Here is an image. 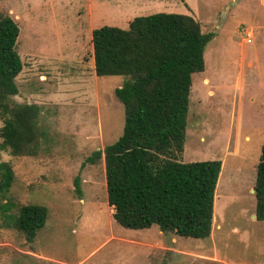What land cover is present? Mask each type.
Listing matches in <instances>:
<instances>
[{"label":"rangeland","instance_id":"obj_1","mask_svg":"<svg viewBox=\"0 0 264 264\" xmlns=\"http://www.w3.org/2000/svg\"><path fill=\"white\" fill-rule=\"evenodd\" d=\"M1 4L20 26L16 48L23 68L13 99L41 106L43 136L36 155L2 152L14 161L16 182L11 210L0 206V264H264V220L257 219L255 195L264 143V0ZM156 12L191 14L204 32H214L205 69L193 74L181 157L222 161L212 232L205 238L161 232L158 225L126 228L111 219L104 158L88 160L119 140L125 126L115 93L125 77L97 75L92 32L106 24L126 28L134 17ZM29 203L48 207L33 241L5 216Z\"/></svg>","mask_w":264,"mask_h":264},{"label":"trees","instance_id":"obj_2","mask_svg":"<svg viewBox=\"0 0 264 264\" xmlns=\"http://www.w3.org/2000/svg\"><path fill=\"white\" fill-rule=\"evenodd\" d=\"M17 20L0 0V204L13 206L16 182L10 155H36L43 130L41 106L13 99L23 61L16 45ZM214 32H204L191 14L156 12L134 17L128 27L94 28V66L98 76L120 75L125 80L115 93L125 109L124 133L88 160L104 158L108 202L116 221L132 229L158 225L163 232L195 238L209 237L214 221L216 188L222 161L184 162L193 74L205 69L204 53ZM76 182H80L76 180ZM256 215L264 220V143L257 165ZM10 222L29 241L48 216V207L29 203Z\"/></svg>","mask_w":264,"mask_h":264},{"label":"built area","instance_id":"obj_3","mask_svg":"<svg viewBox=\"0 0 264 264\" xmlns=\"http://www.w3.org/2000/svg\"><path fill=\"white\" fill-rule=\"evenodd\" d=\"M246 29H247V30H245V35H246L247 41H248V42H251V38H252V36H253V33H252V31H249L248 28H246Z\"/></svg>","mask_w":264,"mask_h":264},{"label":"crops","instance_id":"obj_4","mask_svg":"<svg viewBox=\"0 0 264 264\" xmlns=\"http://www.w3.org/2000/svg\"><path fill=\"white\" fill-rule=\"evenodd\" d=\"M110 217H111V219L114 217L113 213H110ZM110 217H109V218H110ZM161 232H162V231H161ZM112 236L115 237L114 235H112ZM153 245H155V244H153ZM153 245H152V246H153Z\"/></svg>","mask_w":264,"mask_h":264}]
</instances>
